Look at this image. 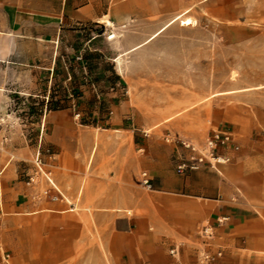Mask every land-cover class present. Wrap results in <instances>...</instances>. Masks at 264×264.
Here are the masks:
<instances>
[{"label": "crops", "instance_id": "1", "mask_svg": "<svg viewBox=\"0 0 264 264\" xmlns=\"http://www.w3.org/2000/svg\"><path fill=\"white\" fill-rule=\"evenodd\" d=\"M204 1L0 0V264L4 252L11 264H177L178 243L180 264H196L210 231L218 264H264V33L209 40L192 35L200 21L167 26ZM83 67L110 103L107 125L47 110L33 143L16 101L45 98L44 72ZM225 131L233 143L214 153L231 161L208 155L179 173L194 154L184 144L203 150Z\"/></svg>", "mask_w": 264, "mask_h": 264}, {"label": "rangeland", "instance_id": "2", "mask_svg": "<svg viewBox=\"0 0 264 264\" xmlns=\"http://www.w3.org/2000/svg\"><path fill=\"white\" fill-rule=\"evenodd\" d=\"M263 4L264 2H255V0H206L202 5V11L193 9L190 14L191 26H195L196 22L200 21L204 27L201 29L202 33L193 32L192 35L195 37H206L209 40H214L216 37L229 38L262 35L264 33V12H248L247 9L249 5H255L256 8L261 10L263 9ZM198 26L196 25V28ZM80 62H83L82 59ZM81 65H85L84 62ZM83 68V72H44L45 74L41 77V85L39 84L40 82H37V91L41 88L42 92H44L47 87L45 98L27 96L16 101L11 110L18 115V120L29 140H34L39 132L38 123L40 122V117L45 115V108L42 109V103L45 102L46 105L51 100L50 96H53L52 111H57L58 107L61 106L62 110L67 109L70 115L82 125H85V123L102 127L107 125L106 121L111 112L110 103L104 101L103 96L106 94L103 93L104 90L99 89L98 79L93 78L87 72L86 67ZM72 73L79 74L80 84H73ZM101 78H103L102 75ZM81 86L93 90L95 92L94 97L88 100L84 98ZM117 89L120 90V93L110 100L119 105L126 95L123 86L118 84L115 89L112 87L108 92L115 93ZM65 98L67 102H64ZM126 121L132 125L133 119L129 118ZM169 256L171 257L170 254ZM181 258L182 253L180 259H175V262L180 264Z\"/></svg>", "mask_w": 264, "mask_h": 264}, {"label": "built area", "instance_id": "3", "mask_svg": "<svg viewBox=\"0 0 264 264\" xmlns=\"http://www.w3.org/2000/svg\"><path fill=\"white\" fill-rule=\"evenodd\" d=\"M47 111V109H45ZM3 123V120L0 119V125ZM233 143V134L230 131H225V132H214L210 139L207 142V147L203 150L197 149L191 145L184 144L185 147L188 149H191V151L194 153L187 161L183 162L182 164L179 165L178 170L179 173L184 174L187 171H193V170H198L200 165L208 159V155H210L212 161H214L215 164H225L229 161H231L230 157H218L215 156V149L217 148L218 145H228ZM237 149V148H235ZM42 153L43 149L41 147V144H39V147L37 149L36 155H35V165L37 166V171L38 174L43 175L46 180L54 186L52 180H51V171L46 170L44 167V163L42 162ZM211 166L213 167V164L210 163ZM27 184H32L34 183V178L33 177H28ZM143 184L147 188H151L149 179L147 178V175H144V180ZM58 195L53 197V200L58 199ZM204 232L207 233V230L205 229ZM212 232H208L207 236L205 237V246L202 247V249L197 248L195 252V263L196 264H218L223 257L224 253L222 250V247H219L218 250L215 252L212 251L211 247V242H208L212 237ZM184 247L183 243H178L174 244L170 251L169 254L171 255L172 258L179 260L181 256L182 249ZM3 264H11L10 262V255L7 253H3V258H2Z\"/></svg>", "mask_w": 264, "mask_h": 264}, {"label": "bare ground", "instance_id": "4", "mask_svg": "<svg viewBox=\"0 0 264 264\" xmlns=\"http://www.w3.org/2000/svg\"><path fill=\"white\" fill-rule=\"evenodd\" d=\"M178 20H181V22L183 23V24H185V25H190V24H192V21H191V19L190 18H185V19H183L182 18V15H179V16H176L167 26H169V25H171V24H173L174 22H176V21H178ZM106 24L107 25H110V22H106ZM166 29V27L163 29V30H165ZM163 30H161V32L163 31ZM111 38L112 39H114V38H116V35L114 34V35H112L111 36Z\"/></svg>", "mask_w": 264, "mask_h": 264}, {"label": "trees", "instance_id": "5", "mask_svg": "<svg viewBox=\"0 0 264 264\" xmlns=\"http://www.w3.org/2000/svg\"><path fill=\"white\" fill-rule=\"evenodd\" d=\"M112 87H113V89H115L116 86L113 85ZM50 98H51V100H49L47 102V104L45 105V109H47V110H52V106H53V96H50ZM64 102H67L66 98L64 99ZM58 110H62V107L61 106L58 107ZM85 125H94V124H90V123L86 124L85 123Z\"/></svg>", "mask_w": 264, "mask_h": 264}]
</instances>
